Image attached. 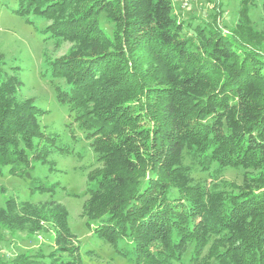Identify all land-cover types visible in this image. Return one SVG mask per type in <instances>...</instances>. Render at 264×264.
Here are the masks:
<instances>
[{"label": "trees", "instance_id": "trees-1", "mask_svg": "<svg viewBox=\"0 0 264 264\" xmlns=\"http://www.w3.org/2000/svg\"><path fill=\"white\" fill-rule=\"evenodd\" d=\"M16 1L14 14L46 21L44 33L72 45L47 64L96 156L81 212L97 222L94 235L132 264H184L188 251L197 264H264V0L259 33L249 19L255 1L238 0L228 35L215 20H178L172 0ZM18 72L0 54V174L30 178L54 139L40 128L43 111L18 97ZM194 167L214 179L241 170L242 181L209 185ZM29 180L31 194L59 187ZM0 229L52 237L47 255L7 264H83L56 201L11 196Z\"/></svg>", "mask_w": 264, "mask_h": 264}, {"label": "rangeland", "instance_id": "rangeland-1", "mask_svg": "<svg viewBox=\"0 0 264 264\" xmlns=\"http://www.w3.org/2000/svg\"><path fill=\"white\" fill-rule=\"evenodd\" d=\"M254 1L256 6L250 8L249 19L252 32L259 33L262 28L260 0ZM172 4L175 17L180 21H190L192 27H204L205 22L215 20L217 27L228 35L237 23L238 0H172ZM16 6V0H0V54L7 68L19 69L21 86L18 97L30 99L34 106L43 111L38 117L40 128L45 135L54 139V145L48 149L47 163H36L29 176L40 179L44 185L57 184L59 187L49 193L31 194L30 178L10 176L7 168H3L0 174V189H3L0 207L11 196L33 203L56 201L68 212V224L79 242L83 264H132L121 258L110 244L94 235L97 222L88 226L81 215L87 199L84 194L87 188L86 174L96 167V156L87 132L79 128L68 105L58 102L54 87L59 85L64 88L65 85L52 76L47 64V60L52 61L67 53L72 45L58 42L44 33L46 21L14 14L12 11ZM99 22L106 34L110 35L112 25L104 16ZM260 40L264 47V38ZM242 174L241 170L226 169L218 179H214L196 167L192 169L195 180L217 186H222L224 182L240 184ZM51 239L49 234L9 235L0 229V260L7 264L20 255H47L53 250ZM118 247L121 248L122 244H118ZM188 256L189 251L184 264H197L188 262ZM40 261L47 262L48 259Z\"/></svg>", "mask_w": 264, "mask_h": 264}, {"label": "built area", "instance_id": "built-area-1", "mask_svg": "<svg viewBox=\"0 0 264 264\" xmlns=\"http://www.w3.org/2000/svg\"><path fill=\"white\" fill-rule=\"evenodd\" d=\"M183 7H186V4H183Z\"/></svg>", "mask_w": 264, "mask_h": 264}]
</instances>
